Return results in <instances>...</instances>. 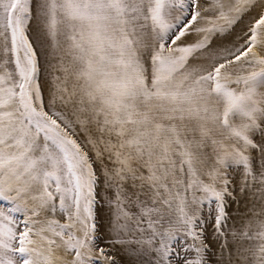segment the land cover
<instances>
[{
    "label": "snow or ice",
    "instance_id": "6c2138e0",
    "mask_svg": "<svg viewBox=\"0 0 264 264\" xmlns=\"http://www.w3.org/2000/svg\"><path fill=\"white\" fill-rule=\"evenodd\" d=\"M209 225L264 264V0H0V264H210Z\"/></svg>",
    "mask_w": 264,
    "mask_h": 264
},
{
    "label": "bare ground",
    "instance_id": "6f19581e",
    "mask_svg": "<svg viewBox=\"0 0 264 264\" xmlns=\"http://www.w3.org/2000/svg\"><path fill=\"white\" fill-rule=\"evenodd\" d=\"M245 211V204L243 201H241L239 204H237L236 207L231 208L229 210L230 214L233 215V217L237 218L236 223L239 224L238 217ZM103 215V214H102ZM230 224H232V221H229ZM234 249V246H233ZM115 259L117 261V264H132L134 254H130L128 252H125L123 249H121L120 246H117L113 250ZM226 254V253H225ZM226 257V255H225ZM221 253L215 254L213 259V264H221ZM140 257H135L136 264H139ZM146 259V258H144Z\"/></svg>",
    "mask_w": 264,
    "mask_h": 264
},
{
    "label": "rangeland",
    "instance_id": "374dc122",
    "mask_svg": "<svg viewBox=\"0 0 264 264\" xmlns=\"http://www.w3.org/2000/svg\"><path fill=\"white\" fill-rule=\"evenodd\" d=\"M237 204H232L231 207L229 208V210L231 208L236 207ZM212 233V228L211 225L208 226V244H209V250H208V254H207V259L209 260L210 264H213V259H214V255L221 253L220 250V245L219 243L215 240V237H213L211 235ZM226 255V254H225Z\"/></svg>",
    "mask_w": 264,
    "mask_h": 264
}]
</instances>
